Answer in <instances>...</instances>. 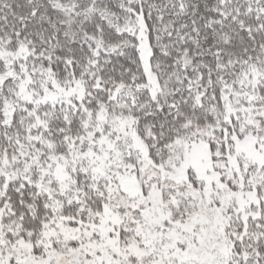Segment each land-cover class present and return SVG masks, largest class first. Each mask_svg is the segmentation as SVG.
I'll return each mask as SVG.
<instances>
[{
	"label": "snow or ice",
	"instance_id": "6c2138e0",
	"mask_svg": "<svg viewBox=\"0 0 264 264\" xmlns=\"http://www.w3.org/2000/svg\"><path fill=\"white\" fill-rule=\"evenodd\" d=\"M0 264H264V0H0Z\"/></svg>",
	"mask_w": 264,
	"mask_h": 264
}]
</instances>
